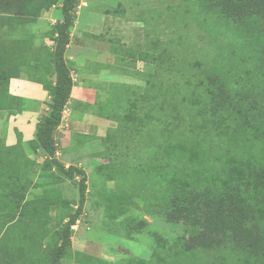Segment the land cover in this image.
<instances>
[{"label":"rangeland","instance_id":"obj_1","mask_svg":"<svg viewBox=\"0 0 264 264\" xmlns=\"http://www.w3.org/2000/svg\"><path fill=\"white\" fill-rule=\"evenodd\" d=\"M218 2L79 1L101 20V35L85 32L84 38L113 62L107 100L88 113L91 123L104 133L107 126L110 135L98 138L81 157L87 201L72 228L75 241L59 264H233L227 255L241 259L242 251H231L229 240L218 249L191 251L201 240L164 209L170 203L188 207L200 186L215 179L218 190L232 191L223 179L237 168L242 188L232 200L239 204L240 197L242 212L250 214L243 246L259 249L257 237H264L263 225L258 226L264 206V47L259 44L264 23L255 24L247 7L237 14L228 7L242 23L232 29L219 17ZM40 17L33 23L0 19L1 44H16L15 63L36 58V46L55 45L53 25ZM10 70L42 75L31 65ZM217 75L225 76L226 88L241 91L238 96L235 91L236 98L245 97L235 113L217 120L222 138L215 131L204 133L210 122L198 110L210 96L206 87H216ZM235 150L232 156L240 165L230 161ZM0 158V264H49L68 213L77 209L79 183L41 173L25 161L18 170L4 151Z\"/></svg>","mask_w":264,"mask_h":264},{"label":"trees","instance_id":"obj_2","mask_svg":"<svg viewBox=\"0 0 264 264\" xmlns=\"http://www.w3.org/2000/svg\"><path fill=\"white\" fill-rule=\"evenodd\" d=\"M60 1L61 0H0V19L3 21L5 18H9L12 21L16 20L24 23H33L38 20L43 10H49ZM79 1L80 0H62L61 10L63 19L56 22L52 28L54 32L52 40L55 45L50 53V61L53 64L52 74H54L55 78H49L46 75L43 78L41 77V83L51 95V102L49 103L48 112L40 116L36 136L30 144L34 150L41 148L46 158L41 163L28 159L23 150V137L20 133L18 134L19 141L17 145L13 147L0 146V151L6 152L7 158L10 156L14 157L15 163L13 166L18 170H20L19 168L23 165L22 161H25L29 162L31 165H38L41 173H55L61 177L60 180L70 178L73 182L79 183L80 198L78 200L77 209L68 213V220L62 232L61 243L57 249L54 260L49 264H59L66 249L72 245V228L82 215L87 201L88 187L86 185V171L74 165L67 167L57 158L58 141L55 138L56 130L62 123L64 112L67 109V104L71 99L74 87L73 73L67 63L66 52L71 41V27H73L77 21ZM228 1L229 2L224 1V4H221V0H219L218 4L221 7H217L216 10L220 18L228 19L225 22L231 25L232 29L234 26H240L242 23H238L237 16L235 17V15L233 16L231 12L227 11L228 7L230 10L235 11L236 14L237 11L238 13L241 11V7H247V14L251 15V17L256 20L255 24L260 25L264 23V0ZM239 15H241V13ZM238 28L242 30L241 27ZM257 38L256 36L254 40H257ZM259 44L264 47V40ZM15 51L16 44L13 43L12 46L9 47L5 45V42L1 44L0 41V77H7L11 74L10 72H6L10 67L6 69L5 64L10 60L14 62L13 60L17 58L14 54ZM143 57L147 58L149 55L146 54L143 55ZM34 69L39 70L40 66L36 65ZM4 72L7 74H3ZM217 76V78H214L216 87H211L212 89L209 91L208 89L210 87H206V93H209L210 96L205 100L202 108L198 110L199 114H202L204 119H209L208 123H211L207 124L209 129H207V125H204V133L209 134L215 131L214 134L222 138L224 137V131L218 129L217 120H219L220 115L224 113H235V110L239 109L241 104H244L245 97H243V99L239 97L236 98L235 91L237 92V96L241 91L239 90L238 92L236 88L231 89L232 91L230 88H226L225 76ZM4 97L17 99L16 101L20 103L18 104V108L20 110L24 108L21 102L22 99L9 95L0 96V106L13 105L9 101H4L2 99ZM237 112H239V110ZM178 148L179 150L186 149L180 146H178ZM236 150L229 152L231 155L229 158L232 159L230 160L231 162L239 163L240 165L241 160L236 159L237 156H232V154L237 153ZM203 151L204 149H202L201 154H203ZM178 154L181 153L179 152ZM7 165L10 166L9 163ZM240 169L241 168H237L229 174L228 178L223 179L226 181L225 185L233 188L232 191L218 190V181L215 179L211 183L200 186L201 190L198 192L195 189L197 194L191 196L189 199V204L191 205L187 204L188 207H183L185 205L184 203L179 206L175 203H170V206L165 208L164 211L169 218H178V221H182L187 230H191V232L196 235V238L201 240V242H196V245L191 248V251H209L212 248L218 249L223 242L229 240L232 243L231 251H242L241 259H238L236 256L230 257L227 255V257L231 258V262H234L233 264H264V237H257V241L260 242L258 250L247 244L243 246V241L247 242L248 240L246 235L247 229L244 230L243 227H246L245 221L250 218V214L248 215L242 212L243 205L241 204L242 201L240 197L238 198L240 201L239 204L233 203L234 201L232 200L235 199L236 192H241L242 184L240 185L239 180H241L242 175ZM231 183L235 186H232ZM235 188H237V190H235ZM259 213L260 225L258 226L263 225L264 227V206H260Z\"/></svg>","mask_w":264,"mask_h":264},{"label":"crops","instance_id":"obj_3","mask_svg":"<svg viewBox=\"0 0 264 264\" xmlns=\"http://www.w3.org/2000/svg\"><path fill=\"white\" fill-rule=\"evenodd\" d=\"M61 5L62 0L49 10H43L40 20L47 19L51 25L62 20ZM83 14L85 15L83 27H81L79 22ZM97 15L83 4L79 5L77 21L71 27V41L66 52V60L73 73L74 87L62 123L56 130L55 138L58 141L57 158L67 167L74 165L83 168L84 163L81 160L83 153L91 152V148L99 142L98 138L107 137L109 134L107 126L105 133L100 130L103 127L98 130V125L91 123L90 117L92 116L88 114L93 112L92 107L100 106L107 100V83L110 80L108 74L113 66L105 50L90 45L84 38L85 32L90 36L101 35L97 29L101 20L99 21ZM53 47V45L48 47L41 45L39 48L36 46L35 51L40 53L39 58L38 53L34 56L36 58L31 57L28 63L24 65L14 63L10 67V71H14L20 67L27 68L31 65V68H34L33 66L38 65L40 69L34 71H39L43 75H35L34 72L31 75L28 71V74L27 72H21V74L13 72L7 77H0V96H15L22 99L24 106L20 110L18 108L20 103L16 101L17 99L2 98L13 105L0 106V143L3 146L13 147L17 145L20 133L23 137L22 146L25 155L37 163L43 162L46 155L41 148L34 150L30 143L36 136L40 116L48 112L51 102V95L41 83V77L46 75L49 78H55L52 74L53 64L49 55ZM99 81H101V86L97 84ZM93 82L96 83L95 86H92ZM73 239L72 242L75 241V236Z\"/></svg>","mask_w":264,"mask_h":264}]
</instances>
